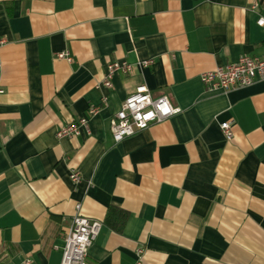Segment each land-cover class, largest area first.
<instances>
[{"label": "crops", "instance_id": "0c3cea01", "mask_svg": "<svg viewBox=\"0 0 264 264\" xmlns=\"http://www.w3.org/2000/svg\"><path fill=\"white\" fill-rule=\"evenodd\" d=\"M259 15L264 0H0V264H59L77 203L102 222L87 264H264V79H200L264 53ZM114 59L152 62L105 87ZM140 83L179 110L115 142ZM92 105L88 132L56 137Z\"/></svg>", "mask_w": 264, "mask_h": 264}, {"label": "built area", "instance_id": "2783aa9c", "mask_svg": "<svg viewBox=\"0 0 264 264\" xmlns=\"http://www.w3.org/2000/svg\"><path fill=\"white\" fill-rule=\"evenodd\" d=\"M253 4L252 7H256ZM257 24L264 27V16L259 15ZM58 58L71 60L68 51H59L55 54ZM152 60L129 62L125 59H114L107 62L103 79L100 82L105 87H111L112 79L118 73L129 74L136 66H147ZM203 84L209 89L230 90L252 84L264 79V53L260 56L240 54L233 62L217 65L200 74ZM2 88L0 87V92ZM98 108L92 105L87 114L80 116L75 121L64 124L55 133L57 138L69 137L89 131V118L97 112ZM179 110L173 106L166 95L153 96L145 84H138L135 90L128 94L120 103L119 108L109 118V131L115 142L130 136L150 124L169 118ZM225 139L233 136L232 125L229 121L219 124ZM71 181L77 182L81 175L77 170H71ZM80 204L75 205L76 212L72 216L71 226L64 234L61 260L59 264H87L88 248L100 231L102 222L88 218L79 213ZM141 249H139V252ZM28 264L29 260L23 262Z\"/></svg>", "mask_w": 264, "mask_h": 264}, {"label": "water", "instance_id": "95a60500", "mask_svg": "<svg viewBox=\"0 0 264 264\" xmlns=\"http://www.w3.org/2000/svg\"><path fill=\"white\" fill-rule=\"evenodd\" d=\"M263 0H261V2H262Z\"/></svg>", "mask_w": 264, "mask_h": 264}]
</instances>
